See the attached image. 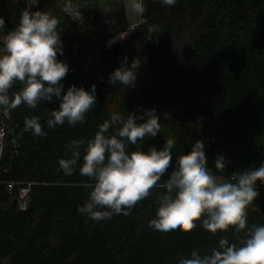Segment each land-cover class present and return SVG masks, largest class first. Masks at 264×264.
<instances>
[{"label":"trees","instance_id":"obj_1","mask_svg":"<svg viewBox=\"0 0 264 264\" xmlns=\"http://www.w3.org/2000/svg\"><path fill=\"white\" fill-rule=\"evenodd\" d=\"M38 1L33 11H47L59 21L63 54L57 58L70 67L62 80L65 90L95 84L96 106L85 123L66 121L51 129L46 121L58 107L56 98L36 108L0 109V118L8 111L10 128L0 158V264H178L194 249L208 253L221 238L239 243L246 230L230 227L212 234L199 221L188 233L155 234L149 221L156 217L158 197L166 194L158 186L128 215L88 218L77 208L88 199L93 181L80 174L79 163L66 175L58 161L70 157L66 146L72 140L85 142L83 155L86 142L113 112L155 109L160 132L130 145V151L151 145L159 150L173 137V166L203 145L207 165L218 177L259 167L264 162V0H176L174 5L143 0L145 12L134 28L139 65L134 86L109 82L123 51L120 43L107 41L124 31L101 32L100 0ZM67 3L82 24L66 13ZM23 9L21 0H0L5 32ZM20 87L16 82L10 94ZM32 116L40 117L46 136L25 131V119ZM218 155L227 161L222 172L214 168ZM257 184L260 194L248 206L247 226L264 223V185ZM22 189H28L24 210L18 206Z\"/></svg>","mask_w":264,"mask_h":264},{"label":"clouds","instance_id":"obj_2","mask_svg":"<svg viewBox=\"0 0 264 264\" xmlns=\"http://www.w3.org/2000/svg\"><path fill=\"white\" fill-rule=\"evenodd\" d=\"M38 0H32V4ZM174 5L176 0H163ZM132 9L145 12L143 0H132ZM59 21L47 11L31 10V4L20 13L18 23L5 32V19L0 17V109H14L24 104L36 108L41 101L58 100V107L49 112V129L86 122V114L96 106V85L87 90L69 85L65 90L63 78L70 71L67 62L57 58L63 54ZM137 68L139 65L136 66ZM136 71L121 66L109 74V82L134 86ZM19 82V90L11 92ZM25 131L46 136L39 116L25 119ZM161 130L155 109L142 114L119 111L98 125L94 136L86 142L72 140L66 146L69 158H60V169L71 175L79 163V172L93 181L88 199L77 211L96 221L107 220L113 214L128 215L138 201L149 196L150 190H166L157 199L156 217L149 221L155 234L170 237L181 231L190 232L200 225L212 234L234 228L246 230L239 243L221 238L218 246L206 254L194 249L178 264H264V223L247 226L248 206L259 196L258 184L264 185V162L234 172L230 179L218 177L207 165L206 150L197 145L191 156L173 166V137L164 140L159 150L155 145L147 151L129 150L147 137H156ZM225 156L218 155L214 168L224 171ZM168 177L162 181V177ZM202 218V219H201Z\"/></svg>","mask_w":264,"mask_h":264},{"label":"rangeland","instance_id":"obj_3","mask_svg":"<svg viewBox=\"0 0 264 264\" xmlns=\"http://www.w3.org/2000/svg\"><path fill=\"white\" fill-rule=\"evenodd\" d=\"M67 3V14H71ZM132 0H100V30L106 34H119L118 43L122 46L121 66L131 67L136 71L137 40L134 28L140 23V14L132 7ZM190 127L197 132V122H190Z\"/></svg>","mask_w":264,"mask_h":264},{"label":"built area","instance_id":"obj_4","mask_svg":"<svg viewBox=\"0 0 264 264\" xmlns=\"http://www.w3.org/2000/svg\"><path fill=\"white\" fill-rule=\"evenodd\" d=\"M21 2L24 4L25 8L31 4V10L32 11L34 9H37L39 6V1L35 4H32V0H21ZM68 6H69V9L71 12V14H69V15L72 18V20L74 22L82 24L83 19H82L81 15L76 11L75 7L71 3H69ZM117 37L108 39L107 45L111 46L115 43H118ZM2 113H3V116L0 118V158H1V154L3 152V149L5 148L7 138L10 134V128L8 125V121H9L8 111L5 110ZM27 203H28V189H22L20 191L19 196H18V206L21 210H24L27 206Z\"/></svg>","mask_w":264,"mask_h":264}]
</instances>
